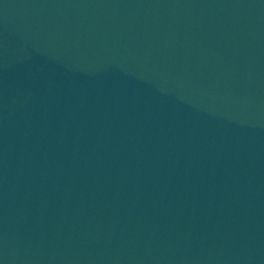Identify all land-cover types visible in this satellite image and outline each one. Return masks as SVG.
Returning <instances> with one entry per match:
<instances>
[{
	"label": "water",
	"instance_id": "water-1",
	"mask_svg": "<svg viewBox=\"0 0 264 264\" xmlns=\"http://www.w3.org/2000/svg\"><path fill=\"white\" fill-rule=\"evenodd\" d=\"M0 264H264V0H0Z\"/></svg>",
	"mask_w": 264,
	"mask_h": 264
}]
</instances>
